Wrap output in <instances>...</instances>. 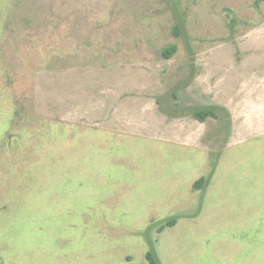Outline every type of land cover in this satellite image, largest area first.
I'll use <instances>...</instances> for the list:
<instances>
[{
    "label": "rangeland",
    "instance_id": "374dc122",
    "mask_svg": "<svg viewBox=\"0 0 264 264\" xmlns=\"http://www.w3.org/2000/svg\"><path fill=\"white\" fill-rule=\"evenodd\" d=\"M149 251L264 264V0H0V264Z\"/></svg>",
    "mask_w": 264,
    "mask_h": 264
},
{
    "label": "trees",
    "instance_id": "16d2710c",
    "mask_svg": "<svg viewBox=\"0 0 264 264\" xmlns=\"http://www.w3.org/2000/svg\"><path fill=\"white\" fill-rule=\"evenodd\" d=\"M214 116V112L211 110H199L196 112V116L199 119H205L208 116ZM174 223V220H171L169 222L166 223V225H172ZM146 258L148 260V262L150 264H159V262L157 261L156 257L154 256L153 252L149 251L146 255Z\"/></svg>",
    "mask_w": 264,
    "mask_h": 264
}]
</instances>
